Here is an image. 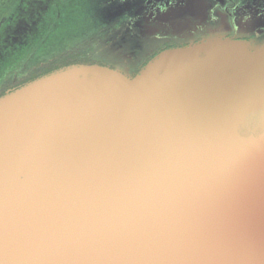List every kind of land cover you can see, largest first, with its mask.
I'll list each match as a JSON object with an SVG mask.
<instances>
[{"label": "water", "instance_id": "1", "mask_svg": "<svg viewBox=\"0 0 264 264\" xmlns=\"http://www.w3.org/2000/svg\"><path fill=\"white\" fill-rule=\"evenodd\" d=\"M0 264H264V45L1 96Z\"/></svg>", "mask_w": 264, "mask_h": 264}, {"label": "flooded vegetation", "instance_id": "2", "mask_svg": "<svg viewBox=\"0 0 264 264\" xmlns=\"http://www.w3.org/2000/svg\"><path fill=\"white\" fill-rule=\"evenodd\" d=\"M47 1L51 8L34 0L41 62L61 49L87 52L97 41L112 59L93 65L132 78L158 55L202 42L264 45V0H69L62 8Z\"/></svg>", "mask_w": 264, "mask_h": 264}, {"label": "trees", "instance_id": "3", "mask_svg": "<svg viewBox=\"0 0 264 264\" xmlns=\"http://www.w3.org/2000/svg\"><path fill=\"white\" fill-rule=\"evenodd\" d=\"M12 0H0V7L3 6L1 3ZM28 1V4L20 11L17 21H14L12 26L6 29V25L0 21V97L6 92L17 89L29 82H32L40 77L48 75L59 69L72 66V65H93L90 62H84L83 59H88L89 55L87 52H80L74 50H58L52 54L45 61L41 62V72L31 73L23 76L18 85H13L12 80L14 77L10 75L11 64L19 62L20 59H25L30 53L39 55V38L37 33L36 24V4L34 0ZM69 0H59L60 8L67 6ZM44 7L51 8V4L47 0H43ZM26 28V31L22 29ZM6 29V30H4ZM49 35L46 32L44 38ZM60 51V52H59ZM29 58V57H28ZM10 62H12L10 64ZM19 76V74H17ZM15 76V75H14Z\"/></svg>", "mask_w": 264, "mask_h": 264}, {"label": "rangeland", "instance_id": "4", "mask_svg": "<svg viewBox=\"0 0 264 264\" xmlns=\"http://www.w3.org/2000/svg\"><path fill=\"white\" fill-rule=\"evenodd\" d=\"M27 4H28V1L25 2L24 0H12V1H6V2L1 3V5L3 6L0 7V21L7 26L6 29L12 26L14 21L18 20V18L20 17L19 15L20 11ZM86 48L88 49L87 53L89 55V58L83 59L82 61L84 62L94 63L96 61L98 62L101 60L108 61L109 59H112V56L110 55L111 52L109 51L107 47L106 48L104 47L103 43L95 41V42L88 44ZM41 55L42 53L41 54L39 53V55L30 53V55L28 56L29 58L26 57L25 59H20V61L16 62L15 64H11L12 62H10L11 64L10 65L11 67L10 75L14 77L12 80L13 85H18L22 77L27 75L29 72L33 74L41 72L42 65L40 64V61L38 60L40 59ZM17 74H19V76Z\"/></svg>", "mask_w": 264, "mask_h": 264}]
</instances>
